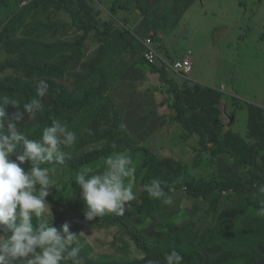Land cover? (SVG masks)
<instances>
[{
	"label": "rangeland",
	"instance_id": "rangeland-1",
	"mask_svg": "<svg viewBox=\"0 0 264 264\" xmlns=\"http://www.w3.org/2000/svg\"><path fill=\"white\" fill-rule=\"evenodd\" d=\"M60 1H14L9 3L6 11L2 10L0 64L17 61L19 58V53L7 52L4 45L6 37L2 35L6 23L21 8L29 7L31 12L25 24L35 21L65 24L54 35L49 33L44 39L45 42L72 43L83 35V32L72 26L70 16L58 6ZM87 1L97 15L96 23L101 27L104 23L112 22L114 30L124 35L131 47L126 50L121 41L112 42L106 61L100 65L108 73L109 81L111 79V87L102 96L104 101L98 103L93 99L90 108L72 114L67 122H62L68 126L88 114L93 115L77 134L75 144L65 149L66 156H79L112 145L116 141V129H121L123 125L121 131H124L122 133L129 143L148 147L161 158L182 161L192 186L208 185L226 179H249L251 166L235 164L226 155H211L203 151L197 135L188 134L184 128L176 126L177 123L169 116L167 108L169 99L166 92L169 86L163 81L162 73L159 72L161 81L155 74H151L157 72V69L147 63L142 54V45L133 34L153 39L158 34L157 41L161 44V52L170 61L185 57L180 50H190L194 56L187 57L192 69L186 82L190 81V76L201 80V75H204L208 81L206 84L211 89L222 92L224 96L219 107L216 105V108H221L222 113L220 110L216 113L212 110L211 118L218 124L221 120V134L230 130L241 136L244 142L251 144L248 129L249 107L264 110V0H133L130 9L118 10L114 15L111 8L115 0ZM97 2L100 3L99 10ZM128 30L130 32L127 34ZM23 31L21 29L15 38H23ZM90 34L84 48L83 61L86 64L93 62L100 45L94 32ZM37 59L42 61L41 58ZM84 65L70 66L58 82L76 94L95 88L98 74L90 76ZM163 72L171 80L172 75L183 78L174 72ZM16 75L24 78L22 73L14 69L0 71V78ZM201 88L209 89L204 86ZM200 91L208 93V90ZM239 100H242L241 105ZM51 101L49 96L43 98V107L37 113L36 120H31L25 114L24 119L17 124L18 130L25 134L27 129L32 128L47 112ZM206 104L214 107L209 97ZM15 111L17 110L8 108L10 115ZM18 111H23V108ZM232 112L235 114L233 117ZM229 119H232L231 123ZM262 122L264 123V119ZM257 132L264 135V125H260ZM259 148L260 151L257 152L263 164L261 173L264 177V144ZM127 154L134 161L137 172L143 162L142 154ZM43 167L54 169L51 178L55 181L52 194L47 198L51 212L43 219L49 224L52 223L61 234L63 224L68 223L69 232L80 235L79 239H85L98 254H119L123 243L119 241L116 229L99 227L97 218L87 221L84 216L86 207L72 208L65 203H52L56 191L66 184L69 185L67 198L85 203L81 189L72 181L71 171L49 165ZM142 181L143 178H138L135 173L132 183L136 198L129 202L127 211L139 203L144 191ZM220 196L221 200L216 209L210 212L206 199L191 198L181 190L171 197L170 205H164L159 214L137 226L145 237L156 241L164 239L172 244L185 237L171 234L172 229L189 225L194 234L201 236L200 246L208 261L213 255L225 250H250L264 263V217L257 215L261 203H264V193L239 195L223 192ZM232 210L239 217L234 224V230L227 234L228 224L223 214Z\"/></svg>",
	"mask_w": 264,
	"mask_h": 264
},
{
	"label": "trees",
	"instance_id": "trees-1",
	"mask_svg": "<svg viewBox=\"0 0 264 264\" xmlns=\"http://www.w3.org/2000/svg\"><path fill=\"white\" fill-rule=\"evenodd\" d=\"M14 1L21 0H0V13L2 10L6 11L9 3H14ZM132 2L133 0L114 1L111 8L113 15L118 10L130 9ZM58 6L70 16L72 26L83 32V35L72 43L62 41L45 42L44 39L49 33L54 35L65 24H45L40 21L25 24L31 14L29 7L17 11L3 29L2 37H6L4 45L7 52L9 54L19 53L20 55L18 54L17 61L0 64V71L14 69L24 75V78L17 75L0 78V98L7 96L17 102V108L11 105L8 108L21 110L24 103L35 97L36 86L40 80H45L49 84V94L47 96L52 98L51 104L40 120L32 128L26 130L25 135L29 139L39 140L43 128L50 126L53 118L61 122H67L70 115L90 108L93 99H96L98 103L104 101L103 97L111 87V79L109 81L108 73L100 68V65L106 61L113 41H121L123 48L126 50L131 47L130 42L124 35L114 30L112 22L104 23L101 27L96 23L97 15L87 0H61ZM21 29H24V37L15 38ZM92 32H94L100 45L93 62L86 64L83 61L84 48ZM129 32L128 30L127 34ZM133 37L142 45V54L144 55L146 49L139 40L143 37L135 34H133ZM154 39H159L158 34ZM37 58H41L42 61ZM77 64L80 66L86 64L84 68L89 70L90 76L91 74H98L97 86L79 92V94L73 93L58 82V79L64 77L70 66ZM150 66L155 70L157 69V72L162 73L163 81L169 86L166 93L169 96L170 106L175 110L173 120L181 125L188 134L198 136V143L203 151H207L211 155H226L235 164L245 167L251 166L249 179L246 181L226 179L208 185L192 186L189 174L182 161L173 158H161L148 147L129 143L122 133L123 130L121 131L122 128L116 129V141L110 146H103L98 150L79 156H66L63 165H45L71 171L72 181L77 186L76 176L85 168H91L94 172H103L106 169L104 163L106 157L117 152L135 155L140 153L143 156V162L137 170L136 176L143 178V186L152 180H159L163 190L170 197L184 190L186 195L191 198L206 199L210 212H214L216 209L221 200L220 194L223 192H233L239 195L260 192V186L264 185V177L261 173L263 164L257 151H260L259 147L264 144V135L257 131L260 125H264L262 122L264 110L248 105L250 106L248 129L251 144L244 142L241 136L230 130L221 134L223 129L221 120L218 124L210 115L212 110L215 113L217 110L219 111L216 105L219 107L224 96L222 92L201 87L198 88L199 91L192 90V94L190 92L192 88H187L185 92H182L174 80L167 78V73L159 70L156 66ZM200 89L208 90V93L201 92ZM208 97L211 98L214 107L207 106ZM240 102L242 100H239V105H241ZM92 118L93 115L88 114L77 122L69 124L68 128L78 134ZM24 167L27 168L29 165L26 164ZM68 186L66 184L61 190L56 191L52 197V203L54 205L65 203L67 207L72 208L86 207V204L78 199L67 198ZM164 205L162 200L150 197L144 190L139 203L134 204L129 211L125 212L124 216L106 214L98 217L99 227L116 229L120 238L119 241L123 243L122 250L119 254H98L85 239L81 238V255L85 257L86 264H149V261H158L159 264H164L165 254L173 250L183 256V264H264L263 261L258 260L256 253L250 250L242 252L225 250L213 255L211 260L208 261L200 246L201 236L194 234L189 225L172 229L171 234L185 236L180 242L176 241L170 244L164 239L156 241L145 237L137 224H144L154 215L159 214ZM223 217L228 224L226 233L230 234L234 230V224L239 215L232 210L224 213ZM37 222L34 219V223Z\"/></svg>",
	"mask_w": 264,
	"mask_h": 264
},
{
	"label": "clouds",
	"instance_id": "clouds-1",
	"mask_svg": "<svg viewBox=\"0 0 264 264\" xmlns=\"http://www.w3.org/2000/svg\"><path fill=\"white\" fill-rule=\"evenodd\" d=\"M48 94L49 84L40 80L35 97L23 104V111L11 115L8 106L17 108V102L7 96L0 98V264H86L81 255L80 235L69 232L68 223L63 224L61 234L43 219L51 212L47 198L55 181L51 178L54 169L42 165H63L65 149L75 144L77 133L55 118L43 128L39 140L29 139L17 128L25 114L36 120ZM104 163L103 172L85 168L76 176L86 203L87 221L106 214L124 216L129 202L136 198L132 183L136 167L132 158L126 152H117L106 157ZM26 164L29 167H24ZM144 190L165 205L172 203L159 180L145 184ZM259 191L264 193V185ZM257 215L264 217V203ZM34 219L38 222L34 223ZM164 264H183V256L173 250L165 254Z\"/></svg>",
	"mask_w": 264,
	"mask_h": 264
},
{
	"label": "built area",
	"instance_id": "built-area-1",
	"mask_svg": "<svg viewBox=\"0 0 264 264\" xmlns=\"http://www.w3.org/2000/svg\"><path fill=\"white\" fill-rule=\"evenodd\" d=\"M110 1V0H101ZM122 1V0H115ZM140 42L145 46V60L152 66L158 67L162 71H170L187 77L191 73V62L185 57L183 59L170 61L166 59L161 52V44L152 37L139 38Z\"/></svg>",
	"mask_w": 264,
	"mask_h": 264
},
{
	"label": "crops",
	"instance_id": "crops-1",
	"mask_svg": "<svg viewBox=\"0 0 264 264\" xmlns=\"http://www.w3.org/2000/svg\"><path fill=\"white\" fill-rule=\"evenodd\" d=\"M98 3V2H97ZM113 3V2H112ZM90 4V3H89ZM99 7H100V3H98V7H97V10H99ZM89 39V38H88ZM180 52H181V54H185V57H190V58H193V56L194 55H192V53L190 52V50H188V49H184V50H180ZM179 60V59H178ZM193 61V60H192ZM152 75L153 74H155V76L157 77V79H158V77H159V81H161V78H160V74H159V72H153V73H151ZM151 75V76H152ZM203 78H201V80H196V79H194V78H192L191 76L188 78L190 81L189 82H186V77H179V76H177V75H172V80H174L178 85H179V87H180V89H181V91L182 92H185V90L187 89V88H192L191 89V94H192V90H198L199 91V89L198 88H200L201 86H204V87H208V88H212V87H209L208 86V84H206V83H208V81L206 80V77L204 76V75H201ZM196 78H198V76H195ZM171 80V79H170ZM186 82V83H185ZM194 86H196V87H194ZM168 99H169V96H168ZM238 99H240V97L238 96ZM222 103V102H221ZM167 108H168V112H169V116H171V117H174L175 116V110L174 109H172V107L170 106V103H167ZM220 110V113H222V111H221V108L219 109ZM233 113V112H232ZM233 115H235L234 113H233ZM231 121H232V119H231ZM177 123V122H176ZM176 126H181V125H179L178 123L176 124ZM222 132H223V130H222ZM193 135H195V134H193Z\"/></svg>",
	"mask_w": 264,
	"mask_h": 264
},
{
	"label": "water",
	"instance_id": "water-1",
	"mask_svg": "<svg viewBox=\"0 0 264 264\" xmlns=\"http://www.w3.org/2000/svg\"><path fill=\"white\" fill-rule=\"evenodd\" d=\"M229 122L231 123V119H229Z\"/></svg>",
	"mask_w": 264,
	"mask_h": 264
}]
</instances>
